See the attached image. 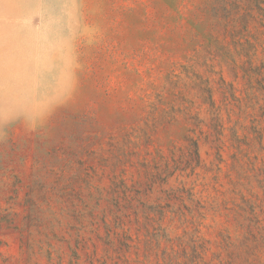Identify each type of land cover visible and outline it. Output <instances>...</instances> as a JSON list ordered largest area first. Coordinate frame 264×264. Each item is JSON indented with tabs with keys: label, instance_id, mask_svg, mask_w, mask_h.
I'll use <instances>...</instances> for the list:
<instances>
[{
	"label": "rangeland",
	"instance_id": "obj_1",
	"mask_svg": "<svg viewBox=\"0 0 264 264\" xmlns=\"http://www.w3.org/2000/svg\"><path fill=\"white\" fill-rule=\"evenodd\" d=\"M0 264H264V0H0Z\"/></svg>",
	"mask_w": 264,
	"mask_h": 264
}]
</instances>
